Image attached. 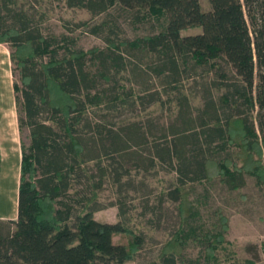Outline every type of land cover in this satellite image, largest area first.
<instances>
[{
    "label": "trees",
    "instance_id": "trees-1",
    "mask_svg": "<svg viewBox=\"0 0 264 264\" xmlns=\"http://www.w3.org/2000/svg\"><path fill=\"white\" fill-rule=\"evenodd\" d=\"M207 2L209 9L203 11L199 0L70 1L69 5L83 7L91 15L116 6L132 10L134 19L162 20L155 34L131 41L105 39V51L96 47L86 51L66 48L69 38L65 35L60 34L59 39L43 37L24 20H18V25L0 24V44H8L9 59L19 70L20 101L29 133L27 149L20 145L16 219L6 225L0 221V264H122L140 249L141 236L127 226L93 218L101 206L96 204L92 184L88 196L73 198L69 193L72 182L84 175L80 165L97 158L93 154L84 158V145L76 127L86 115V106L100 103V95L105 93L104 89L90 93L94 80L84 70L83 59L87 55L96 59L105 72L112 67L117 73L127 63L133 67L134 77L146 73L136 70L137 63L125 62L120 48L131 56L132 50L151 54L153 58L146 67L157 76L163 75L164 84H174L179 65L188 61L214 68V78L200 84L197 128H191L186 97L178 94L174 116L183 109L185 119L181 118L176 127L170 122L169 136L161 135V140L151 142V157L176 174L168 195L177 202L179 225L160 246L156 259L145 264H221L213 252L224 242L226 220L217 214L216 230H184L196 215L189 193L196 181L218 179L234 187L241 175L253 178L255 187L264 186V0ZM191 27L200 28V32L180 35ZM89 31L98 35L97 26ZM58 41L61 43L56 44ZM58 49L63 50L60 56ZM220 62L229 68L230 78ZM106 73L99 76L107 82L111 76ZM147 81L140 82L146 91ZM12 87L18 91L14 83ZM211 87L221 89L215 98ZM137 99L148 103L159 98L152 91ZM41 112L48 115L45 121L38 117ZM129 127L135 129L138 140L124 136V143L117 145L116 134L122 135ZM105 133L109 142L101 149L110 160L113 154L126 151L129 143L140 147L147 144L145 133H139L133 125ZM202 146L207 151L214 146L225 151L221 156H200ZM115 236L124 237L126 242L114 243ZM188 237L201 246V255L194 259L181 258Z\"/></svg>",
    "mask_w": 264,
    "mask_h": 264
},
{
    "label": "rangeland",
    "instance_id": "rangeland-1",
    "mask_svg": "<svg viewBox=\"0 0 264 264\" xmlns=\"http://www.w3.org/2000/svg\"><path fill=\"white\" fill-rule=\"evenodd\" d=\"M70 1L72 0H0V24L6 27L18 25V20H24L39 35L55 36L59 39L60 34H63L69 38L66 48L82 51L92 47L105 51L107 49L105 39L131 41L135 37L155 34L162 26V20L156 21L152 17L149 20L142 17L134 19L132 10L116 6L91 15L83 7L69 5ZM199 3L203 11L209 9L207 0H199ZM244 14L247 21L245 8ZM79 23L84 25H77ZM95 26L98 27L97 36L89 31ZM248 28L250 29L249 23ZM199 32L200 28L191 27L182 30L180 35H193ZM60 43L58 41L56 44ZM2 49L5 50L6 58L2 59L0 67L5 68L4 79L10 86L0 79V108L9 111L10 87L14 83L18 91L14 92L12 87L11 98L17 124L18 119L20 121L18 140L19 145L27 149L29 133L20 101L22 86L19 70L9 59L11 49L8 44H0V50ZM123 50L120 48L125 62L137 63L136 70L146 72L144 73L146 76L140 74L137 78L134 77L131 71L133 67L127 63L117 73H114L112 67H109L106 73L96 59L90 58L89 55L83 59L84 70L94 80L90 93L103 89L105 93L100 95V103L86 106V115L76 127L84 145V158L89 154L97 158L80 165L84 169V175L72 182L69 193L73 198H80L81 195L88 196L90 189L94 188L96 204L101 208L93 213V218L102 223L119 222L142 238L140 249L122 264H145L156 259L160 246L179 225L177 202L168 195V190L175 184L176 174L155 157H151V142L161 140V135L169 136L167 125L170 122L176 127L179 126L181 118L185 119L186 113L183 109L179 111L178 116H174L177 107L175 98L178 94L186 97L187 116L191 119V128H197L196 109L201 105L200 84L214 78V68L195 66L188 61L186 65H179L180 72L174 84H164L161 83L163 75L157 76L146 67L150 58H153L151 54L143 52L141 55L132 50L131 54L134 56H131ZM127 50L130 52V49ZM62 53V49L57 50L58 56ZM220 64L226 77L230 78L229 68L221 62ZM101 72L110 75V81H104L99 76ZM141 78L148 80L145 83L147 91L143 90ZM111 86L113 89H110ZM152 91L158 94V101L139 102L137 96ZM210 92L215 98L221 89L211 87ZM15 96L18 98L17 102ZM113 96H116L115 99L111 98ZM39 114V119L45 121L48 115L44 112ZM131 125L137 128L139 133H145L147 144L140 147L129 143L126 151L113 154V160H110L101 149V145L107 146L109 142L105 131H118ZM124 136L131 138L132 141L139 138L135 129L129 127L122 131V135L116 134L117 145L124 143ZM216 149L214 146L207 151L202 146L199 149L200 156L205 154L216 157L225 151ZM5 161H9V165L6 167L3 164V168L0 165V190L11 189L10 194H13V180L10 181V175L16 167L12 162L13 157L9 156ZM86 176L92 179L88 181ZM91 184L93 188L89 186ZM189 197L193 200L196 215L188 221L184 230L188 227L216 230L217 214L226 220L224 242L213 252L218 263L251 261V264H264V186L255 187L253 178L246 175L238 177L234 187L218 179L208 182L200 180L191 184ZM7 222L3 221L5 225ZM8 226L12 228V225ZM112 241L126 242L124 237L118 236L113 237ZM200 255L201 246L190 237L186 238L181 258L194 259Z\"/></svg>",
    "mask_w": 264,
    "mask_h": 264
},
{
    "label": "crops",
    "instance_id": "crops-1",
    "mask_svg": "<svg viewBox=\"0 0 264 264\" xmlns=\"http://www.w3.org/2000/svg\"><path fill=\"white\" fill-rule=\"evenodd\" d=\"M6 58L5 50H0V64L2 59ZM6 70L4 67H0V79L6 83L4 77ZM7 86L10 84L7 82ZM10 106L9 111L4 108H0V165L3 168V164L7 167L9 161H5L9 156L13 157V164L16 167L15 171L10 175V181L13 180V194H10V190H0V221H14L16 219V207H17V185H18V170L20 160V145L18 140V124L15 118L14 104L12 102L11 93L12 86L10 87ZM16 158V159H15ZM1 168V169H2ZM3 173V170H2Z\"/></svg>",
    "mask_w": 264,
    "mask_h": 264
}]
</instances>
